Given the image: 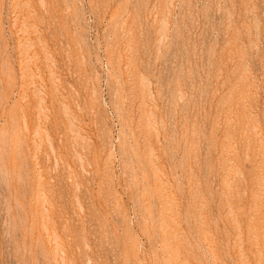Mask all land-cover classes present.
I'll list each match as a JSON object with an SVG mask.
<instances>
[{"label": "rangeland", "instance_id": "1", "mask_svg": "<svg viewBox=\"0 0 264 264\" xmlns=\"http://www.w3.org/2000/svg\"><path fill=\"white\" fill-rule=\"evenodd\" d=\"M0 264H264V0H0Z\"/></svg>", "mask_w": 264, "mask_h": 264}]
</instances>
